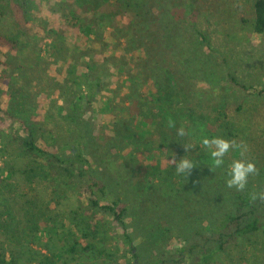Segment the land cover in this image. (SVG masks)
Returning <instances> with one entry per match:
<instances>
[{"label": "trees", "instance_id": "obj_1", "mask_svg": "<svg viewBox=\"0 0 264 264\" xmlns=\"http://www.w3.org/2000/svg\"><path fill=\"white\" fill-rule=\"evenodd\" d=\"M252 1V21L246 26L243 24L246 21L240 19V25H237L240 27L236 28L228 21L232 17L227 20L225 12L221 11L211 14V7L203 0H87L84 3L81 0H56L53 7L50 0H0V14L13 16L21 26L34 25L37 36L42 39L44 36L69 39L63 51L68 59L61 65L62 70L57 71L66 86L61 116L79 131L66 143L68 153L59 151L54 146L56 144L52 145L43 136L44 125L34 127L2 107L0 90V183L11 184L15 176L28 184L37 180L48 181L53 188L50 203L46 205L48 210L59 204L64 186L75 188L76 175L72 169L81 166L85 186L79 193L91 209L85 217L72 212L67 224L57 217L40 219L46 216L44 213L38 217L26 212V225L17 223L19 233L7 234L3 228L11 221L12 214L0 199V207L4 206L0 210L3 217L0 218V234L3 230L5 239V244L0 246V264H73L93 247L90 237L98 233L101 220L108 217L124 230V238L130 243L132 238L125 222L128 205L118 196L108 199L109 186L95 172L99 150L108 147L118 152L127 146L126 143L122 145L125 140L132 141L130 150L138 151L141 147L149 154L156 141L159 147H166L174 154L181 153L194 163L197 156L202 158L206 151L209 152L200 142L209 135L204 129L206 117H196L195 107L189 106L188 113L180 116L174 128L161 116L160 103L177 114L176 107L167 106L166 101L160 99L164 94L163 70L167 71L168 79H173V91L183 103L208 102L214 110L223 108L225 112L230 109V103L227 108L221 105L223 99L218 90L206 83L200 86L201 81H190L181 73L171 42L179 43V38H183L188 41L189 52L205 47L216 53L213 44L222 38L223 44L229 45L225 39L233 29L247 39L263 36L264 0ZM55 8L58 13L52 16ZM39 14H43L42 17ZM119 16L126 20L128 29L122 33H118L116 26ZM47 21H50L48 29L45 26ZM15 51V44L0 35V65H12L15 58L9 61L8 54ZM191 55L196 61L201 58L200 52L188 54ZM219 56L229 83L239 88L243 95L264 93L262 83L239 79L235 69L230 68L227 53H219ZM252 64L255 67V60ZM203 67L200 65L197 71L210 78L212 72H203ZM123 88H127V93H122ZM232 103L236 104L237 111L242 110L240 103ZM222 115L226 116L225 113ZM223 126V136L230 135L229 126ZM181 127L186 132L183 137L177 135ZM116 139L119 140L117 144ZM10 146L17 148L10 153ZM185 147H191L193 155L189 153L191 149ZM197 150H200L198 155ZM19 158L29 160L17 167L14 162ZM203 169L196 170L198 175H204L205 180L212 179ZM198 175L195 181L188 179L186 183L184 177L178 175L176 191L182 195H194L196 202H200L198 196L212 197L210 204L214 205L201 214L200 221L173 236L174 247L170 251L153 255L143 262L137 247L132 246L119 253L118 262H115L116 258L111 259L112 264L234 262L226 251L227 246L243 245L263 228L264 200H253L252 194L264 189L259 191L247 186L245 191L238 192L230 188L226 190L220 183L214 188L210 186L213 183L200 184ZM223 178L221 174L218 182ZM0 198H3L1 193ZM33 206L37 208L36 204ZM171 229L169 224L166 225V231ZM228 249L231 252L234 247ZM235 264L241 263L236 261Z\"/></svg>", "mask_w": 264, "mask_h": 264}, {"label": "rangeland", "instance_id": "obj_2", "mask_svg": "<svg viewBox=\"0 0 264 264\" xmlns=\"http://www.w3.org/2000/svg\"><path fill=\"white\" fill-rule=\"evenodd\" d=\"M55 1L50 0L51 7H53ZM84 1L87 0H81L83 3ZM203 1L211 7V14H218L221 11L222 13L225 12L224 15L227 20L229 16L232 17L228 21L236 25V28L240 27L237 26L240 25V19L246 21V23H243L246 26L252 21V0ZM55 9L56 11L51 13L52 16L58 13L57 8ZM47 11L49 10L47 9ZM42 15L39 14L40 17ZM117 20V31L122 33L127 29L126 20L120 16ZM50 21H47V25L45 24L47 29L50 27ZM37 23L36 20L35 25ZM34 27L32 24L21 26L13 16L0 14V35L12 41L16 46V51L8 54L9 61L15 58L12 61L13 64L9 65L7 63L8 65L5 67L0 65L2 107L11 111L16 118L27 124H32L34 127L44 125L46 129L43 136L52 145L56 144L54 146L59 151L67 154L66 143L79 132L75 126L61 116V113H64L61 106L64 101L65 95L63 97L62 95L66 93V86L57 71L62 70L63 63L68 59L67 54L64 55L65 52L63 51L66 50L69 39L62 40L55 36H44L42 39L41 36H37ZM231 29H233V25ZM179 40V43H171L174 46L175 53H177L175 58L178 63L180 62L183 71L180 70V72L190 81L196 83L201 81L198 84L200 86L206 83L215 88L223 99L221 105L227 108L228 103H230L231 106H229L230 109L223 112V108H220V111L214 110L208 102H202V104L191 103L189 105L183 103L177 93L173 91V79H168V73L164 69V87H162L164 94L160 96V99L165 100L167 106L176 107L177 114L169 108H164V105L160 103L161 116L168 125L174 128L177 121L180 120V116L188 113L187 108L193 106L197 109L196 117H199V115L206 117V127L204 129L209 133L207 138L211 139L219 136L244 146L242 155L240 150L232 149L225 156V164L220 168L213 167L207 151L202 158L197 156L196 167L187 176H183V182L186 183L188 179L195 181L194 179L198 175L196 170H202L204 167L203 170L211 175L212 179L205 180L204 175H198V182L205 185L213 183L214 185L210 184V186L212 185L214 188H217L220 183L227 190L226 180L228 174L226 173L228 172V166L234 159H245L254 162L258 169L257 175L249 177L247 186L259 189V191L263 190L264 93L256 96H245L239 88L230 84L223 66L219 62V53L224 52L229 55L230 68L235 69L240 80L246 82L251 80L262 83V86H264V35L261 37L251 36L247 39L239 34V31L233 29L225 39L229 45L223 44L222 38L213 44L216 53H212L205 47L198 48L195 52H189L187 50L188 41L183 38H179ZM196 52H200L202 59L196 61L193 55L188 56L189 53ZM201 60L204 63L201 64ZM254 60L255 67L252 64ZM200 65L205 66L201 68L203 72L204 70L212 72L210 78L203 77L202 73L197 71ZM122 93H127V88H123ZM233 101L240 103L242 106L241 111L235 109L236 104L232 103ZM222 113H225L226 116L224 117ZM157 114H159V110H157ZM218 125L220 126L217 127ZM223 125L229 126L231 129L230 135L223 136ZM57 135L59 138H57ZM155 139L158 140L159 137H155ZM118 141L116 139L115 143L117 144ZM125 143L127 146L122 147L118 152L108 149V147L101 148L94 169L98 176L109 186L108 199L118 196L127 203L128 210L125 222L128 225L127 233L132 240L130 243L127 242L124 238V230L108 217L101 220L98 233L90 237L93 247L88 252L80 255L73 264H112L111 259L116 258L115 262H118L119 253H123L132 246L137 247L141 254V260L145 262L153 255L156 256L168 250L170 251L174 247L171 241L173 236L183 233L199 222L201 214H204L214 205L213 203L210 204L212 200V197H209L210 195H206L207 197L198 196L200 202H196L197 199L194 195L177 193L178 174L174 171L175 164L173 161L183 158L181 153L174 154L172 150L166 147H159L156 141H154L149 154L141 147L138 151L130 150L132 145L123 140L122 145ZM16 148L10 146V153ZM190 149L189 153L193 155L194 152L191 147ZM199 152L200 150H197V155ZM28 160L27 158H19L14 164L17 167L23 166ZM82 170L81 166L72 169L76 175L74 178L75 188L64 186L63 190L65 192L59 204L48 210L46 205L50 203L53 192V188L50 183L48 185V181L37 180L32 184H28L21 177L15 176L10 181L11 184L8 182L0 183V193L3 195V198L0 199L4 205L10 208L12 214L11 221L5 226V219H3L4 233H19L20 228L17 223L26 225V212L32 215L34 213L36 216L44 213L45 217H38L50 220L57 217L65 224H67V218L72 212L84 217L85 213L89 214L91 209L88 208L86 201L80 197L79 193L82 187L85 186V174H82ZM78 171L81 172V175L78 174ZM221 174L224 177L223 181L218 182ZM9 186H13V188ZM59 192L62 195L60 190ZM220 192L224 193L225 191L220 190ZM33 204H36L37 208ZM2 208L0 207V210ZM86 209L87 211H85ZM0 218L3 217L0 216ZM168 224L173 228L171 231L165 230ZM262 231H264V221L263 228L254 234L249 239L250 241L248 240L247 243L239 246L229 245V247H234L231 252L227 246L226 251H228L230 258L234 260L232 264H235L236 261L241 264H264V233ZM2 233L0 234V246H2V243L5 244L4 233ZM162 235L164 236L162 237Z\"/></svg>", "mask_w": 264, "mask_h": 264}, {"label": "clouds", "instance_id": "obj_3", "mask_svg": "<svg viewBox=\"0 0 264 264\" xmlns=\"http://www.w3.org/2000/svg\"><path fill=\"white\" fill-rule=\"evenodd\" d=\"M190 134V133H189ZM178 136H185L186 132L183 127L177 130ZM201 144L209 150L208 154L212 165L215 168H220L225 164V156L232 150L238 149L241 155L244 151V146L236 144L235 141L226 140L222 137H213L211 139L205 137L201 139ZM186 150L190 149L185 147ZM175 164L174 171L181 176L188 175L195 167V163L185 156L178 161H173ZM228 179L226 186L230 189H235L238 192L245 191L248 185L250 176L258 174V169L254 162L245 159H234L228 166ZM252 199L264 200V191L252 194Z\"/></svg>", "mask_w": 264, "mask_h": 264}]
</instances>
